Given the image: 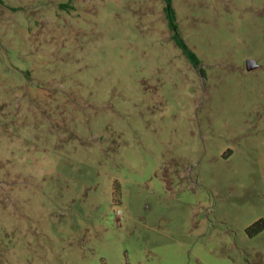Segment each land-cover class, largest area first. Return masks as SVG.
<instances>
[{
	"label": "rangeland",
	"instance_id": "1",
	"mask_svg": "<svg viewBox=\"0 0 264 264\" xmlns=\"http://www.w3.org/2000/svg\"><path fill=\"white\" fill-rule=\"evenodd\" d=\"M165 5L0 3V264H264V0Z\"/></svg>",
	"mask_w": 264,
	"mask_h": 264
},
{
	"label": "trees",
	"instance_id": "2",
	"mask_svg": "<svg viewBox=\"0 0 264 264\" xmlns=\"http://www.w3.org/2000/svg\"><path fill=\"white\" fill-rule=\"evenodd\" d=\"M165 1V16L168 21V26L171 29V31L174 32V39L178 45L179 48L182 49L184 55L187 57V59L193 63L195 66H198L201 61L198 58V56L190 49V47L187 45L185 40L182 38V36L179 33V27L177 23V14L173 6V0H164ZM0 3H2V0H0ZM252 229L256 230V234L264 231V221L256 223Z\"/></svg>",
	"mask_w": 264,
	"mask_h": 264
},
{
	"label": "water",
	"instance_id": "3",
	"mask_svg": "<svg viewBox=\"0 0 264 264\" xmlns=\"http://www.w3.org/2000/svg\"><path fill=\"white\" fill-rule=\"evenodd\" d=\"M258 67V65H257V63L254 61V60H247V69L249 70V71H251V70H253V69H255V68H257Z\"/></svg>",
	"mask_w": 264,
	"mask_h": 264
}]
</instances>
